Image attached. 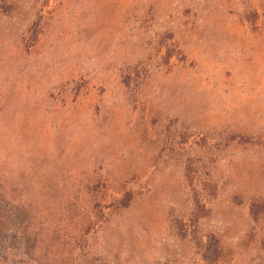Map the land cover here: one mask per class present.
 Masks as SVG:
<instances>
[{
	"label": "rangeland",
	"instance_id": "1",
	"mask_svg": "<svg viewBox=\"0 0 264 264\" xmlns=\"http://www.w3.org/2000/svg\"><path fill=\"white\" fill-rule=\"evenodd\" d=\"M0 264H264V0H0Z\"/></svg>",
	"mask_w": 264,
	"mask_h": 264
}]
</instances>
